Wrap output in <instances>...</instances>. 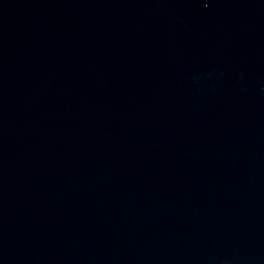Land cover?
<instances>
[{
	"label": "water",
	"instance_id": "obj_1",
	"mask_svg": "<svg viewBox=\"0 0 264 264\" xmlns=\"http://www.w3.org/2000/svg\"><path fill=\"white\" fill-rule=\"evenodd\" d=\"M0 264H264V0H0Z\"/></svg>",
	"mask_w": 264,
	"mask_h": 264
}]
</instances>
